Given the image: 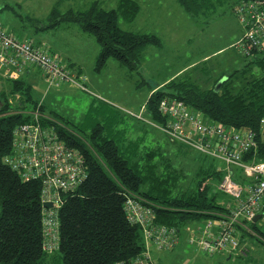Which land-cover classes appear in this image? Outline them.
<instances>
[{
    "label": "trees",
    "instance_id": "16d2710c",
    "mask_svg": "<svg viewBox=\"0 0 264 264\" xmlns=\"http://www.w3.org/2000/svg\"><path fill=\"white\" fill-rule=\"evenodd\" d=\"M251 1L233 0L229 5L231 14L237 17L243 28L244 33L236 46L240 55L250 57L244 65L245 69L217 77L215 84L226 78L218 90H215L216 86L202 89L189 79L174 77L151 90L144 111H147L153 124H166L169 116L161 111L160 102L173 98L185 103L191 112H198L207 121L235 130H254L258 135L259 150L254 156L247 154L243 158L250 161L255 157L264 161V135L260 123L264 119V49L253 47L249 54L245 53L244 41L250 28L241 20L247 16L246 11H239ZM117 2V7L106 9L99 0L91 1L86 9L71 8L63 13L58 6H54L48 15L49 20L54 22L45 27L76 23L83 32L96 37L101 49L99 67L112 57L135 72L140 69L147 46H160L161 39L158 35L121 27V19L130 23L137 18L141 5L137 0ZM178 2L195 20L209 0ZM48 51L56 56L51 49ZM67 66L70 68L72 65L67 63ZM252 69L251 78H243L239 86L241 74ZM31 71L32 68L26 70L18 79L0 74V264H48L56 260V253L60 254L63 264H131L133 260L144 257L145 253L150 254V243H146L143 225L135 224L127 217L125 207L129 199H142L146 206L154 210L156 224L177 229L179 243L172 249H160L164 252L179 246L189 232L188 226L222 218L229 213L228 207L218 198L221 192L218 187L224 172L217 171L215 160L206 171L198 169L193 190L179 191L177 183L180 174L172 171L171 162L159 149L141 153L133 144L129 151L134 152L128 153L117 140L108 138L101 127L93 129L86 144L78 139L75 130L48 114L42 102L39 109L48 118L43 121L44 124L54 126L68 147L83 153L88 173L87 179L75 189L60 193V247L51 254L46 253L42 247V180H24L5 163V157L12 152L14 130L29 122L31 113L40 104L33 96L35 86ZM15 95L19 96L16 102L11 99ZM234 170L237 173L235 179L244 183L239 170ZM259 214L262 218L257 222L245 220L236 228L241 232L238 236L242 239L252 233L264 245V227L260 225L264 209ZM151 256L150 264H153Z\"/></svg>",
    "mask_w": 264,
    "mask_h": 264
},
{
    "label": "rangeland",
    "instance_id": "374dc122",
    "mask_svg": "<svg viewBox=\"0 0 264 264\" xmlns=\"http://www.w3.org/2000/svg\"><path fill=\"white\" fill-rule=\"evenodd\" d=\"M91 1L97 0H0V26L3 29L21 39L44 42L45 48L52 49L61 62L67 64L66 62L71 60L82 65L84 72L93 80L91 84H85L81 78L76 79L86 88L69 82L61 86H51L46 76L33 67L34 98L43 102L48 114L75 130L78 139L86 144V139H89L93 129L101 127L108 138L117 140L128 151L132 149L133 144H136L141 153L159 149L171 162L172 171L180 174L178 190H193L198 169L206 171L215 159L205 157L197 149L172 142L153 124L144 108L151 90L158 87L163 79L176 73L187 61L193 60L195 64L177 77L189 79L202 89L216 86V78L220 76L221 71L229 74L234 70L245 69L244 65L250 61V57H243L240 53L236 55L237 39L244 32L237 17L232 16L229 10L233 0H209L207 7L198 13L193 24L180 6L171 7L170 10L155 9L153 16L152 12L141 9L137 18L130 23L121 19L119 24L124 29L157 34L162 36L165 42L167 29L175 28V38H168L163 48L159 45L147 46L142 66L135 72L128 70L112 57L99 67L100 45L96 37L83 32L78 24L65 22L53 28L45 27L54 22L49 20L48 16L54 6H58L63 13L71 8L86 9ZM99 2L106 9L118 5L117 0ZM191 35V40H188ZM218 48L223 50L214 56L215 49ZM209 53L211 60L207 59L199 65L196 63L198 59H203L204 54ZM252 71L254 69L241 74L239 86L243 78H251ZM11 99L16 102L19 96L15 95ZM215 162L219 166V162ZM107 171L111 175L108 169ZM218 198L220 203L226 206L232 203L230 196L222 191L219 192ZM205 223L202 222L203 225ZM248 235L254 236L252 233ZM238 238L241 248L232 253V258L229 259L221 258L217 255L220 253L209 255L198 244L192 246V255L183 257L172 252L164 253L153 242L149 244V251L152 260L155 259L153 264H250L247 257L249 253L252 256V264H264L262 242L255 238L244 240L240 235ZM253 244L257 245L256 251L251 248ZM242 249H245L246 254ZM163 254L170 256L166 263L159 261L158 256L163 257ZM190 257L193 260H190ZM55 258V261L48 264H63L59 253L55 254Z\"/></svg>",
    "mask_w": 264,
    "mask_h": 264
},
{
    "label": "built area",
    "instance_id": "2783aa9c",
    "mask_svg": "<svg viewBox=\"0 0 264 264\" xmlns=\"http://www.w3.org/2000/svg\"><path fill=\"white\" fill-rule=\"evenodd\" d=\"M239 11H246L247 16L241 20L250 28L244 41L245 53L249 54L253 47L264 49V0H252ZM33 67L46 76L51 86L69 82L86 88L76 81L82 77L73 73L58 57L52 56L44 46H36L31 40H20L0 26V74L18 79ZM41 103L31 113L30 121L14 130L12 152L5 157V163L24 180H42V247L51 254L60 247V193L75 189L87 179L88 173L83 153L77 148L68 147L54 126L44 124L43 121L48 118L39 109ZM160 109L169 116V121L156 126L172 141L186 144L217 160L218 170L224 172L218 188L232 199L227 206V215L204 225L188 226L189 242L198 244L209 255H232L241 248L236 225H242L245 220L252 221L264 209V161H258L255 157L250 161L243 158L247 154L254 156L259 150L258 135L254 130H235L207 121L198 112H191L185 103L173 98L163 99ZM140 118L143 119L142 116ZM260 123L264 135V119ZM234 169L239 170L244 183L235 179L237 173ZM49 203L53 206L48 208L46 205ZM125 209L129 220L143 225L147 244L153 242L161 250L177 246V229L156 224L154 210L146 206L142 199H129ZM242 251L246 254L245 249ZM145 254L131 264H150V254Z\"/></svg>",
    "mask_w": 264,
    "mask_h": 264
},
{
    "label": "crops",
    "instance_id": "0c3cea01",
    "mask_svg": "<svg viewBox=\"0 0 264 264\" xmlns=\"http://www.w3.org/2000/svg\"><path fill=\"white\" fill-rule=\"evenodd\" d=\"M137 1H139V3H140V5H143V7H141V9L144 11V10H146L147 12H152V14H151V16H153L154 15V10L155 9H163V8H165V9H168V10H170L171 9V7L172 8H175L174 6H176L177 8L180 6V4H179V2H178V0H137ZM181 7V6H180ZM141 9H140V11H141ZM184 11V10H183ZM185 12V11H184ZM186 13V12H185ZM186 15L188 16V18H189V20H191V22H192V24H193V18L191 17V16H189L187 13H186ZM232 15V14H231ZM232 16H234V15H232ZM235 17V16H234ZM195 23V22H194ZM243 29V28H242ZM136 32H139V31H136ZM142 33V32H141ZM145 33H148V32H145ZM174 33H175V28H168L167 29V32H166V34H165V38L167 39L166 40V42H165V39H163V37L162 36H160V35H158L159 37H160V39H161V45L159 46V47H161V48H163L164 46H165V44L167 43V41H168V38H175V36L176 35H174ZM149 34H153V33H149ZM153 35H156L157 36V34H153ZM192 36L193 35H191V36H189V38H188V40H191V38H192ZM242 37V36H241ZM241 37H239L238 39H237V41L241 38ZM25 39V38H24ZM26 39H29V38H26ZM29 40H31V39H29ZM33 41V40H32ZM34 42V41H33ZM35 44H38V45H45V43L44 42H34ZM46 46V45H45ZM52 50V49H51ZM221 50H223V48H218V49H215V52H214V56H216V55H218L219 54V52L221 51ZM235 50H236V52H237V56H238V54H239V52L237 51L238 50V48H237V46H235ZM240 55V54H239ZM242 56V55H241ZM210 53L209 54H204V56L202 57L203 59L202 60H197L196 61V63L199 65L200 63H204L205 61H207V59L208 60H211L210 58ZM238 61H239V59H238ZM66 63H69L70 65H72L71 67H70V69L72 70V72L73 73H75L76 75H79V76H81L82 77V80H83V82L86 84V83H88V84H91L92 82H93V80L89 77V75H87L86 74V72H84V69H83V67H82V65H79L78 63L76 64V63H73L71 60H68V62H66ZM143 63V62H142ZM193 64H195L194 63V61L192 60H190V61H187V62H185V64H183L177 71H176V73H173L172 75H170V77H167V78H165V79H163L162 81V83H160L159 84V86L158 87H161V86H163L164 84H166V83H168L169 81H170V79H172V78H174V77H177V76H181V74H183L184 72H186V71H188V69L190 68V67H192V65ZM234 64V63H233ZM235 65V64H234ZM141 66H142V64H141ZM140 66V67H141ZM83 70V71H82ZM34 73V70H33V68H32V71H31V79L33 78V77H35V75L33 74ZM222 74H224V75H227L225 72H220V75H222ZM152 94V93H151ZM264 219H262L261 220V226H263L264 227ZM198 225H203L202 224V221H200L199 222V224ZM240 232V231H239ZM189 236H190V232H188V234H185V236L181 239V243L179 244V246L175 249V250H173V251H166V252H172L173 254L175 253V254H179V256H182L183 257V255H185V256H189V255H192L193 253H191V252H193L192 251V246L194 245L193 243H191V242H189ZM248 234H246V236H244V239L246 240V239H254V237H251V236H249ZM255 240V239H254ZM256 247H257V245H255V244H253V246L251 247L252 249H253V251H256ZM152 252V251H151ZM166 252H164V253H166ZM164 256L162 257L161 255L160 256H158L159 257V261L160 262H162V261H164L165 263H166V261H168L169 259H170V256L168 255V254H163ZM218 256H220L221 258H224V257H228V259L229 258H232V255H230V254H227V253H224V254H217ZM215 256V255H214ZM247 257H248V262L250 263V264H252V261H251V259L250 258H252V256H251V254L249 253L248 255H247ZM192 259V257H190V260ZM155 260V259H154ZM153 260V263L155 262ZM181 260H182V258H181ZM193 260V259H192Z\"/></svg>",
    "mask_w": 264,
    "mask_h": 264
},
{
    "label": "water",
    "instance_id": "95a60500",
    "mask_svg": "<svg viewBox=\"0 0 264 264\" xmlns=\"http://www.w3.org/2000/svg\"><path fill=\"white\" fill-rule=\"evenodd\" d=\"M226 80V78H222L217 84H216V89L215 90H218L219 88H220V86H221V84L224 82ZM48 208L49 207H52L53 205H52V203H49V204H47L46 205ZM262 218V215H257V217L255 218V219H253V221L254 222H257V220H259V219H261Z\"/></svg>",
    "mask_w": 264,
    "mask_h": 264
}]
</instances>
